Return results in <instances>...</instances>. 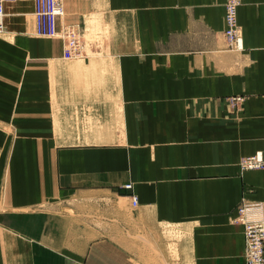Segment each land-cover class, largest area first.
<instances>
[{
    "label": "crops",
    "instance_id": "0c3cea01",
    "mask_svg": "<svg viewBox=\"0 0 264 264\" xmlns=\"http://www.w3.org/2000/svg\"><path fill=\"white\" fill-rule=\"evenodd\" d=\"M61 1L58 27L115 42L63 60L61 39L35 37L34 0H4L0 264H137L142 235L176 226L182 261L245 264L237 207L264 202V166L238 164L264 158V0H240L241 49L226 0Z\"/></svg>",
    "mask_w": 264,
    "mask_h": 264
},
{
    "label": "built area",
    "instance_id": "2783aa9c",
    "mask_svg": "<svg viewBox=\"0 0 264 264\" xmlns=\"http://www.w3.org/2000/svg\"><path fill=\"white\" fill-rule=\"evenodd\" d=\"M240 0H226L224 5L223 35L229 49H241L239 40L242 37L238 24V6ZM64 15V7L61 0H34V18L36 33L42 36H51L61 39L63 50L68 55H79L82 51V39L78 37L80 31L74 25L57 26V19ZM4 4L0 0V32L3 29ZM233 104L242 102L243 96L230 97ZM264 166L262 151L240 158L239 169H257ZM131 188V184L124 185ZM137 203L132 198V204ZM235 220L243 227L244 249L243 259L245 264H264V202L251 201L242 198L237 207Z\"/></svg>",
    "mask_w": 264,
    "mask_h": 264
},
{
    "label": "rangeland",
    "instance_id": "374dc122",
    "mask_svg": "<svg viewBox=\"0 0 264 264\" xmlns=\"http://www.w3.org/2000/svg\"><path fill=\"white\" fill-rule=\"evenodd\" d=\"M4 4V0H3ZM225 10V9H224ZM5 12V9H4ZM90 32V30H89ZM90 34L85 33L83 41V54L82 55H68L64 52V50L61 52L60 57L63 60H74V61H79V62H84L85 60V54H89L90 57V50L92 48H100V47H110L112 46V43L115 41L111 40H102V39H92L89 37ZM7 35L4 32V28L2 29V32H0V39L3 40L4 45L6 44L7 46H14L12 40H6ZM35 37L40 38V39H45L46 45H51V41L55 40L57 41L58 39L55 37L51 36H41L35 34ZM3 47V46H1ZM228 47V46H227ZM229 48V47H228ZM1 50V49H0ZM2 53V52H0ZM6 57L4 55H0V66L4 65L2 61L5 62ZM2 70V67H0ZM0 106L2 107L3 111L6 109L7 112H9L10 106L12 105L9 101L13 102V98L9 96L10 90L9 87L5 86L3 83V72L1 71L0 73ZM7 118H0V131H11L9 121L6 120ZM63 132V131H62ZM72 132V131H69ZM73 133V132H72ZM78 135H84V131H77L76 132ZM86 133V132H85ZM2 148V147H1ZM0 148V193L2 192V185H1V177L3 176L4 173V168H5V156H7V153H5V149ZM240 161V160H239ZM239 164V163H238ZM138 204V203H137ZM132 204V198L130 200V209L133 208ZM6 208H12L8 202L5 199V196L0 194V211L2 209ZM237 215V212H236ZM237 222V221H236ZM239 223V222H237ZM161 231H158V233H152V236H141L142 240L146 243V248H145V255H141V258L137 264H191L190 259L188 260L187 257L184 258L185 261H182L181 258V246H180V238H181V231L179 230L180 228L178 226L174 227H168V228H163L159 227ZM128 237L130 241H132V233L128 232ZM149 244V246H148ZM148 246V247H147Z\"/></svg>",
    "mask_w": 264,
    "mask_h": 264
},
{
    "label": "bare ground",
    "instance_id": "6f19581e",
    "mask_svg": "<svg viewBox=\"0 0 264 264\" xmlns=\"http://www.w3.org/2000/svg\"><path fill=\"white\" fill-rule=\"evenodd\" d=\"M63 5V4H62ZM34 13V11H33ZM75 29H78L80 31V34L78 35V37H80L82 39V33H81V30L78 26L74 27ZM2 32V31H1ZM35 33H36V27H35ZM37 34V33H36ZM39 35V34H37ZM42 36V35H41ZM238 45H241L242 46V38L239 40V44ZM81 49L83 50V41L81 42ZM84 52L81 51V53L79 55H82Z\"/></svg>",
    "mask_w": 264,
    "mask_h": 264
}]
</instances>
